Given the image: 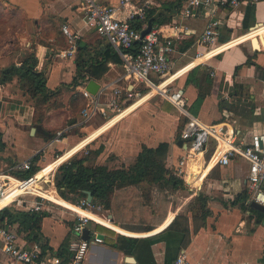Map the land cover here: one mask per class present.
<instances>
[{
  "label": "crops",
  "instance_id": "0c3cea01",
  "mask_svg": "<svg viewBox=\"0 0 264 264\" xmlns=\"http://www.w3.org/2000/svg\"><path fill=\"white\" fill-rule=\"evenodd\" d=\"M99 1L112 7H118L119 5L118 0ZM138 2L139 0H133L126 8H120L117 17L126 19L131 10L138 6ZM149 2L150 9L154 11L155 15L164 14L170 18V21L162 26L163 37L174 40L172 42L173 51L169 58L172 64V72H178L167 77L169 82L177 78L168 86V90L172 91L178 88L183 90L188 111H191L190 115L206 125L226 123L239 130L246 137L252 133L264 131V31L252 41L235 43L216 56L195 63L197 59L193 60V56L196 53L205 52L207 49L200 40L201 34L207 25V18L201 16L203 12L201 15L196 14L183 22L187 28L186 33L181 34L174 31L171 35L169 32L170 26L173 21L178 20V14L184 0H149ZM0 6L7 7L18 13L21 18L26 19L24 22L25 36L22 38L24 48H21V50L31 51L30 46H35L38 58L37 67L46 73L47 88L54 90L61 87V85H70L75 76L74 59L76 54L72 58L60 56V53L65 50V47H63L65 44L64 37L52 36L46 40V44L50 46L47 49L42 44H32L31 37L26 34L39 31L37 23L33 22L41 19L42 16L55 17L62 19L63 25L70 32L77 34L81 42H85L91 48H94V41L99 37L96 35L92 24L86 21L81 10L80 1L0 0ZM216 18L222 21L223 26L216 32V39L212 47L236 40L254 29L259 28L257 30L259 33L264 28V2L252 5L241 4L235 9H222L216 13ZM178 35L188 37L191 43L177 48ZM8 51L7 44L0 47V72L9 66L11 62V52ZM248 60H250V64L247 65ZM198 65L208 68L212 83L209 95L204 98L199 107L193 108V103L197 97V89L192 84H186V76L192 68ZM148 80L153 85H157L158 79L155 75H150ZM91 81H94L99 89L94 95L98 100V106L89 117L84 118L82 116L81 113L84 108L80 112L72 114L68 107L71 96L75 93L81 94L85 90L88 83L85 82L74 88L67 86L69 88L63 90L62 107L47 110L44 119L36 124L32 123V102L19 89L17 78H13L6 84H0V173H7L12 165H17L25 160L31 161L34 157H38L34 165L39 167V171H41L44 166L54 160L56 153L62 155L81 140L79 137L83 139L103 126L108 121L110 113L113 112L108 107L106 95H103L106 93L105 88L133 91L140 84H146L147 88L151 87L147 83H138L130 78L123 77L121 65L111 62L106 64V70L98 80ZM167 84L162 83L159 88L162 85L165 87ZM233 84L240 86L236 94L230 93ZM153 91L156 92L157 90L154 88ZM221 100L231 105L242 106L245 112H247L246 105L254 109L249 117H242L227 110H219L218 103ZM164 101L167 100L163 98L160 105L155 108L157 114H150L146 110V112H143L144 119L135 123L134 118L138 116V112L142 108H145L142 105L89 143V149L93 150L98 146V140L102 137L106 138L100 140L104 150L97 157L96 162L100 165L105 164L103 160L107 157L105 153L108 148H114L119 152L111 151L114 154L116 153L113 161L124 160L127 156L131 160L134 157V152L136 156L140 151L141 145L154 147L160 142H166L169 144L166 166L176 168L178 161L184 157L186 150L177 145V142L181 140L180 138L176 140L177 129L180 127L182 130L186 119L175 112L162 110L161 106ZM102 113H105V115ZM127 122L129 134L121 131L123 130V123ZM143 123L144 126H142ZM118 127L121 128L118 130ZM32 128L34 133L31 135ZM58 131H64L65 133L60 140L56 141L54 138ZM129 151H132V153L129 154ZM207 155L208 153H205L191 160L200 163L201 167V178L197 186L188 182L191 174L190 160L187 163L186 180L189 186L194 187L193 195L203 193L208 198L207 208L210 214L205 220V225L195 234H193L191 216L187 214L190 242L184 249L181 248L183 239L181 233L165 231L173 218L177 214H181V208L169 210L164 220H158L150 224L156 228L147 233L130 232L120 227H117V232L108 227L112 224L108 220V216H111V220L113 218L115 220V218L117 219L115 214L107 211L106 218L108 222L91 213L89 215L91 220L121 235L138 238V242L130 256L133 262H128L126 261L128 256L106 244L104 242L105 235L100 233L92 222L88 223L86 227L89 231L88 247L81 264H171L181 251L184 252L186 257L185 264H264V222L259 224L255 215L249 211H242L237 205H230V202L243 191H246L248 200L250 198L245 180L246 161L240 157H235L225 167L213 166V161L207 165ZM55 171L56 169L52 173L53 177ZM44 177L36 178L39 181ZM44 183H48L51 190L57 195L53 178L49 179L48 177L44 180ZM32 200L33 198L28 203L30 204ZM61 207L65 208L64 206ZM120 208L122 209V207ZM69 210L83 215L79 210ZM40 211L48 214L42 219L40 225L42 239L48 243L53 252L58 250L63 252L60 246L67 245V252H69V245L80 238L72 231L76 221L75 217L55 210L43 201L41 202ZM182 214L184 215V213ZM166 221L167 224L163 226ZM112 226L116 227L113 224ZM94 235L103 236L100 244H92Z\"/></svg>",
  "mask_w": 264,
  "mask_h": 264
},
{
  "label": "trees",
  "instance_id": "16d2710c",
  "mask_svg": "<svg viewBox=\"0 0 264 264\" xmlns=\"http://www.w3.org/2000/svg\"><path fill=\"white\" fill-rule=\"evenodd\" d=\"M154 11L148 9L145 23L140 22L137 18L130 20V26L138 31H141L144 24L155 17ZM23 25L26 19L22 17ZM170 21V18L164 14H158L152 22V27L162 28ZM39 28L36 34L31 35L32 44H42L50 48L46 44V40L52 36H63L61 32V26L63 20L55 17L42 16L41 19L34 21ZM172 34L174 32L169 29ZM37 37V38H35ZM64 37V36H63ZM65 44L63 47L67 48L66 39L64 37ZM172 41V40H171ZM174 41V40H173ZM172 41V42H173ZM191 40L183 35L177 38V48L184 45H189ZM94 48L85 42L77 41V52L74 59L75 64V76L72 79L70 85H61V87L50 90L46 86V73L44 70L38 69V58L35 51V46L31 45V51L25 52L19 48L15 49L10 54V64L0 72V84H6L17 78L19 89L25 93L32 102L33 117L32 123L36 124L41 122L45 117V112L49 109H60L62 107L63 90H67L70 86L77 87L85 82L91 80H98V78L106 70V64L111 62L113 64H120L121 59L111 45L103 38H98L94 41ZM139 43L134 44V51L139 47ZM194 57V56H193ZM250 64V60L246 62ZM211 78L209 77V71L207 67H201L200 65L192 68L186 76V84H192L197 89V97L193 103V108L200 106L204 98L209 95L211 88ZM158 81L156 82V84ZM240 89V86L233 84L230 93L236 94ZM147 93V92H146ZM144 94V93H143ZM124 98V95L123 97ZM168 101H165L161 109L174 112L172 108H167ZM86 104V100L82 94L75 93L71 96L68 107L72 114L80 112ZM219 110H227L236 115L242 117H249L253 112V107L246 105L245 112L244 107L238 105H231L225 101H220ZM187 108V107H186ZM187 112L188 108L186 109ZM190 110V109H189ZM194 111V110H193ZM192 111V114L194 113ZM183 118H187L182 115ZM217 124V123H215ZM226 124V123H224ZM180 127L177 131L180 132ZM177 132L176 140L180 138V133ZM99 141V140H98ZM84 148L88 150L78 156L80 152L72 156L70 159L59 165L54 173L53 184L57 195L71 203L74 206H79L82 201H86L85 192H90L92 200L90 206L99 207L102 210L108 211L111 214H115L112 209V197L114 193L120 189L127 187L140 188L142 185L149 186L152 190L156 191L158 195L174 194L178 191L186 189V186L177 174L176 168H168L166 166V158L168 154L169 144L166 142H160L154 147H147L141 145L140 151L136 154L132 163L127 166H120L118 168H109L106 164L92 165L90 162L95 161L97 157L103 152L104 146L99 141L98 146L95 149H89L88 145ZM61 153H56L55 158L60 156ZM208 157V155L206 156ZM38 157L31 159V167L28 171L11 170L9 173L20 180H27L29 177L36 174L40 168L35 166L34 163ZM13 166V165H12ZM187 190V189H186ZM193 191H189V195H192ZM152 193H141L143 199L149 200L147 205L151 207L155 206L154 198L152 200ZM153 196V195H152ZM158 200V199H157ZM208 198L203 193H197L192 197L187 207V213L191 216V222L193 224V234L202 228L205 224L206 218L209 216L210 211L207 208ZM230 205H237L242 211H249L255 215L259 224L264 222V209L263 211L255 210L248 203V196L246 191L239 194ZM169 209L162 211L161 215H156L157 220H164L167 216ZM48 216L47 213L42 211H22L19 217H15L12 211L9 209H3L0 212V226L7 229L16 226V234L24 233L22 238L28 243H38L42 249L49 250L54 255L62 259V264H66L70 259V252H67V246H60L63 252L60 250L53 252L52 248L48 246V243L44 241L40 235V225L44 217ZM161 216V217H160ZM114 217V215H113ZM89 221L88 223H91ZM112 224L108 227L118 232L117 227L130 232L147 233L154 230L156 227H152L149 224L141 222L137 226L129 227L123 222L118 221L116 218L111 220ZM100 233L105 235L104 242L109 246L119 250L126 256L130 257L131 253L138 242V238H134L127 235H121L114 230L109 229L101 224L92 222ZM146 224V225H145ZM139 225H141L139 227ZM100 229V230H99ZM165 231H176L183 235L181 241V248L184 249L190 242L189 220L187 214H177ZM116 236L117 238H112Z\"/></svg>",
  "mask_w": 264,
  "mask_h": 264
},
{
  "label": "built area",
  "instance_id": "2783aa9c",
  "mask_svg": "<svg viewBox=\"0 0 264 264\" xmlns=\"http://www.w3.org/2000/svg\"><path fill=\"white\" fill-rule=\"evenodd\" d=\"M79 1L86 21L92 24L96 35L105 39L119 55L123 77L130 78L138 83H147L151 87H157L159 86L158 84L156 86L149 82L148 78L150 75H155L161 81L169 75L178 72H172V64L169 58L173 51L172 41L163 37V28L152 27L151 31L141 38V31L146 28V24H144L141 31L130 26L129 22L133 18L145 23L147 11L150 9L149 0H139L138 6L131 10L126 19L118 18L117 13L120 8L129 6L133 0H118V7L104 5L99 0ZM260 2H264V0H184L178 14V20L173 21L170 27L175 32L186 33L187 28L183 22L196 14L201 15L203 12L201 16L207 18V25L201 34L200 40L207 49L205 52L196 53L193 57V60L202 58L200 61L202 62L223 52L235 43L252 41L260 35L257 32L258 28L248 31L236 40L212 47L216 39V32L223 26L222 21L216 18V13L222 9H235L241 4L252 5ZM61 32L66 39L67 48L60 53V56L72 58L77 52L79 36L70 32L65 25L61 26ZM135 43L140 44L136 51H134ZM207 55L209 56L207 57ZM174 81L170 82L165 88L160 89L159 92L164 99L187 118V122L180 131V139L187 145V148L184 157L178 161L177 174L186 185H189L186 180L189 160L208 153L207 165L213 161V166L225 167L235 157H240L247 163L245 180L247 192L250 196L248 203L253 201L264 206V131L252 133L246 137L239 130L228 124H203L187 112V102L182 89L178 88L167 92L168 86ZM104 91L106 93L102 94L106 95L108 107L113 111H119L123 102V95L124 97H131V93L127 89L122 91L119 88H105ZM81 94L86 100L81 114L84 118H87L95 111L98 106V100L96 96L85 90ZM102 114L105 115V113ZM64 133V131H58L54 140H60ZM30 167V160H25L11 166L9 171H28ZM9 171L0 173V201L5 199L11 187H16L22 195L16 196L6 205H0V212L3 209H8L16 202H19V205L24 207L26 211H40L41 202L43 200L49 201L42 197L40 193L42 192L40 183L44 182L48 177L46 176L37 181L34 174L27 180H20L12 176ZM52 173L50 172L49 179L53 178ZM25 196L33 198L29 206L26 207L25 205L27 204L22 199ZM75 207L90 212V203L87 201H82L79 206ZM97 209L99 210L100 208L97 207ZM72 212L79 216L72 228L73 233L78 235V237L81 236L89 221L97 223L75 211ZM101 242L102 240L97 235L92 237V244H100ZM87 247L88 241H83L80 238L78 241L72 242L69 245L71 256L66 264H81L85 258ZM185 263V254L181 251L171 264ZM0 264H62V259L49 250L42 251L38 243H28L23 238H20L15 231L0 226Z\"/></svg>",
  "mask_w": 264,
  "mask_h": 264
},
{
  "label": "rangeland",
  "instance_id": "374dc122",
  "mask_svg": "<svg viewBox=\"0 0 264 264\" xmlns=\"http://www.w3.org/2000/svg\"><path fill=\"white\" fill-rule=\"evenodd\" d=\"M22 22H23V20L18 13L14 12L13 10H11L7 7L0 6V47L7 44L8 50H9L8 52H11V53L13 51H15V49H17V48H19V49L24 48L22 38H24V36H25V34H24L25 33V26L23 25ZM34 34H36L35 31L31 32V33L28 32L26 35L31 37V35H34ZM35 38H37V37H35ZM163 80H161V81H163ZM161 81L158 80L157 84H159ZM144 85L146 87V84H144ZM144 85L140 84L133 91H130L131 97H126V96L124 97V100H123V102L119 108V111L123 110L129 103H131V102L137 100L139 97L145 95L146 92L148 93V92L154 90V88H155V87L154 88H152V87H148V88L146 87L145 88ZM167 92H170V91L167 89ZM161 96L162 95L160 94V92L156 91L154 93L153 97H151L145 104H143L145 108H142V110H140L138 112V116H136L134 118L135 123L139 122V120L144 119V117H143L144 113L143 112L144 111L146 112V110H148L150 112V114L151 113L153 115L157 114L155 108L158 105H160V103L162 102L163 98ZM166 104H167V106H166L167 108H170V107L172 108V106H170L168 103H166ZM172 109L175 113L182 116V113H180L177 109H174V108H172ZM164 110H166L165 107H164ZM119 111L114 110L113 112H111L109 115V119L111 117L115 116L116 114H118ZM109 119H107V120H109ZM186 122H187V120H186ZM128 126H129L128 122L123 123V126H122L123 130H121V131L125 134H129V132L127 131ZM142 126H144V123ZM120 128L118 127V130ZM104 138L102 137L100 140H104ZM79 139H82V137H79ZM112 149H110V148L107 149V151L105 153V155L107 157L104 155L106 158L103 160V163H105L109 168H118L120 166H127L130 163H132L133 159L135 158V152H134V157L131 160H129V158H128L129 156L126 157V155L123 154V155H125L126 159L113 161L114 155L116 154V153L114 154V152H117V153H119V152L114 148H112ZM87 150H88V148H83L82 151L77 155L80 156L81 154L85 153ZM111 151H114V152H111ZM131 153H132V151H129V154H131ZM54 159H55V157H54ZM98 162H100V161H98ZM94 163L98 164L96 162V160L95 161L92 160L90 162V164H92V165H94ZM50 175L51 174L49 173L47 175V177H50ZM40 186H41L42 192H44V193L45 192L47 193V191L51 190V187H49L50 185L48 183L42 182V183H40ZM185 186H186L187 190L183 189V190L178 191L174 194H166L165 196L161 195V194L158 195L156 191L152 190L147 185H142L138 189H135L134 187H127L124 189H120V190L116 191L112 197L113 212L115 213V215L119 221L123 222L125 225H127L129 227H133L134 225L137 226L139 222H140L139 224H141V222H144V223L150 225L157 220L156 215L157 216L161 215L162 211H164L165 209L175 210V208L176 209L181 208V211H180L181 214L182 213L189 214V213H187V207H188V204L190 203L192 197L195 196L193 194L189 195V191L194 192L195 190H194V187H192V186H189L186 184H185ZM13 188H16V187H11L9 191H11ZM145 192L152 193L153 196L151 195V197H152V200L154 198L155 206L151 207L150 205H147V206L145 205V204L149 203V200L143 199L140 196L141 193H145ZM11 195H12V193H11ZM11 195H10V198H11ZM20 195H22V194H20ZM22 199L27 204V205H25V207H26V206H29L28 202L30 199H32V197L31 196H25ZM43 202L48 204L50 207L54 208L55 210L62 211L66 214L72 215L73 217H75V219H77L79 217L76 213L70 211L69 209L63 208V207H61V206H59V205H57L51 201L43 200ZM120 207H122V209ZM9 211H12V214L15 217H19V214L22 211H26V210L24 207H21V205H19V202H16L10 206ZM89 211L91 213L99 216L100 218L108 221L106 218L107 211L102 210V209L98 210L96 207H92V206L89 207ZM168 219H169V217H168ZM168 219H167V221H168ZM167 221L163 224V226L167 224ZM140 226L141 225H139V227ZM15 228H16V226H14L10 229L15 231ZM17 235L20 238L25 236L24 233H22L20 235L17 234Z\"/></svg>",
  "mask_w": 264,
  "mask_h": 264
},
{
  "label": "bare ground",
  "instance_id": "6f19581e",
  "mask_svg": "<svg viewBox=\"0 0 264 264\" xmlns=\"http://www.w3.org/2000/svg\"><path fill=\"white\" fill-rule=\"evenodd\" d=\"M263 31H264V28L261 29L259 31V33H262ZM254 45L256 47V43L255 42H254ZM201 60H202V58H199V59L196 60L195 63H197L198 61H201ZM168 80H169L168 78H164V80L161 81L158 85L160 86L162 83H166V84L168 83L169 84L170 82ZM159 86L155 87V89L157 91H159L160 89H163V88L166 87V86L163 87L164 85H162L159 88ZM154 93H155V91L152 90V91L146 93L145 95H143L142 97L138 98L137 100L131 102L127 107H125L123 110L119 111L118 114H116L111 119H109L105 124H103V126L99 127L93 133L87 135L86 137H84L83 139L78 141L75 145H73L71 148H69L67 151H65L58 158L54 159L51 163H49L46 166H44L41 169V171L38 172L36 177H38V178L39 177H44V176H47L48 173L53 172L55 169H57V167L59 165H61L62 163H64L68 159H70L72 156L76 155L85 146H87L89 143L94 141L97 137H99L101 134H103L106 130H108L109 128L113 127L115 124H117L123 118L127 117L129 114L134 112L138 107H140L144 103H146L151 97H153ZM189 162H190L189 167L191 169V174H190V176L188 178V182L191 185H195L196 184V186H197V185H199V181H200V178H201V175H200V171H201L200 163L195 162V161H191V160ZM11 193H12V195H11ZM40 193H41L42 197L48 199L49 201L55 202V203H57V204H59L61 206H64L65 208L74 209V210L76 209L77 211L79 210V212H82L83 215L88 217V218H89V215L91 214V213H87L85 211H82V210H80L78 208H75L74 206H72L68 202L62 200L61 198H59L55 194V192L53 190H50L46 194L44 192H40ZM20 194L21 193L19 192L18 189L13 188L11 191H9L7 193V196L5 197V199L0 201V205H6L7 203L12 201L16 196H18ZM10 195H11V198H10Z\"/></svg>",
  "mask_w": 264,
  "mask_h": 264
},
{
  "label": "water",
  "instance_id": "95a60500",
  "mask_svg": "<svg viewBox=\"0 0 264 264\" xmlns=\"http://www.w3.org/2000/svg\"><path fill=\"white\" fill-rule=\"evenodd\" d=\"M155 17H157V15ZM155 17L151 18L147 22L146 28L141 31V38L144 37L145 35H147L151 31V29H152V22L155 19ZM252 45H253V42H252ZM98 89H99V86L94 81H89L87 83L86 87H85V91H87L91 95H95L97 93ZM30 133H31V135L34 133V129L33 128L31 129ZM177 145L179 147H183L184 149L187 148V145L182 140H179L177 142ZM85 194H86V201L88 203H90L91 200H92L91 193L90 192H85ZM250 206L253 209L259 210V211H263V209H264V206H261V205L255 203V202H253V201L250 203ZM108 220L111 221V216L110 215L108 216ZM97 237H99L101 240L103 239V236L102 235H97ZM80 239L83 240V241H88L89 240V231H88V229H86V228L83 229L82 234L80 236ZM126 261L133 262V259L130 258V257H126Z\"/></svg>",
  "mask_w": 264,
  "mask_h": 264
}]
</instances>
